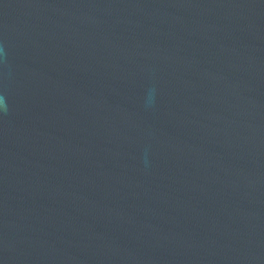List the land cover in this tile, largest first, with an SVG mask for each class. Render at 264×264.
Returning <instances> with one entry per match:
<instances>
[{"label":"water","instance_id":"95a60500","mask_svg":"<svg viewBox=\"0 0 264 264\" xmlns=\"http://www.w3.org/2000/svg\"><path fill=\"white\" fill-rule=\"evenodd\" d=\"M0 99V264H264V0H0Z\"/></svg>","mask_w":264,"mask_h":264},{"label":"clouds","instance_id":"9594fccd","mask_svg":"<svg viewBox=\"0 0 264 264\" xmlns=\"http://www.w3.org/2000/svg\"><path fill=\"white\" fill-rule=\"evenodd\" d=\"M154 102H155V90L150 89L145 98V106L151 107L154 104ZM0 108L6 109V104L3 102L2 99H0ZM145 163H147V161H145Z\"/></svg>","mask_w":264,"mask_h":264}]
</instances>
